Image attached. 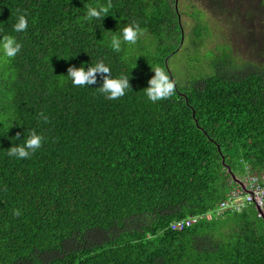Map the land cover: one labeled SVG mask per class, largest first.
I'll return each mask as SVG.
<instances>
[{"label": "trees", "instance_id": "16d2710c", "mask_svg": "<svg viewBox=\"0 0 264 264\" xmlns=\"http://www.w3.org/2000/svg\"><path fill=\"white\" fill-rule=\"evenodd\" d=\"M178 1L111 0L106 17L89 21L85 5L108 0H0V39L22 44L15 58L0 49V264H264L257 207L217 214L240 187L233 173L264 181V61L228 44L202 53L209 24L194 6L188 35ZM17 9L25 32L13 31ZM133 21L146 31L128 44L122 30ZM182 52L177 73L170 62ZM98 60L129 77L120 99L99 92L100 74L82 87L67 75ZM152 67L176 82L174 96L148 100ZM32 129L42 148L10 157Z\"/></svg>", "mask_w": 264, "mask_h": 264}, {"label": "clouds", "instance_id": "9594fccd", "mask_svg": "<svg viewBox=\"0 0 264 264\" xmlns=\"http://www.w3.org/2000/svg\"><path fill=\"white\" fill-rule=\"evenodd\" d=\"M87 8L86 20L103 19L107 16L109 9L112 7L111 0H108L107 5H85ZM27 14L24 11L17 9V22L13 25V31L16 33L25 32L28 28ZM146 29L141 28L138 21H133L125 26L122 30L123 42L128 44H136L138 39L145 34ZM121 39L117 36H112L111 47L113 51H121ZM22 44L12 35H3L0 39V49L8 58H15L20 52ZM154 76L148 81V86L144 88L148 100L152 103L167 100L175 95L176 82L169 77L165 70L160 67H152ZM97 74L103 78V83L99 88V92L104 94L109 100H118L126 94V90L130 87L129 77L119 75L113 77L110 67L103 60H98L87 68L83 65L80 67L71 66L67 69V75L70 77L74 86H91L97 82ZM39 118L43 121H48V116L41 112ZM16 140L20 139V133L16 134ZM44 137L38 134L35 129L28 131L26 139L22 144L13 145L8 149V155L17 159H28L36 151L42 148ZM242 180V179H241ZM243 181V180H242ZM237 211H240L238 208ZM13 216L19 217L22 215L20 209L13 210Z\"/></svg>", "mask_w": 264, "mask_h": 264}, {"label": "rangeland", "instance_id": "374dc122", "mask_svg": "<svg viewBox=\"0 0 264 264\" xmlns=\"http://www.w3.org/2000/svg\"><path fill=\"white\" fill-rule=\"evenodd\" d=\"M184 31L189 35L195 19L194 6L203 14V20L210 28L202 53L214 49L217 45L228 44L234 48L236 56L242 60L264 61V6L258 0H225L231 12H221L222 5L212 9L208 0H179ZM188 42L186 41L185 44ZM263 51L261 52V50ZM183 52L174 57L170 67L179 73L181 61H187ZM263 58V59H261ZM178 79V78H177ZM179 81V80H178Z\"/></svg>", "mask_w": 264, "mask_h": 264}, {"label": "built area", "instance_id": "2783aa9c", "mask_svg": "<svg viewBox=\"0 0 264 264\" xmlns=\"http://www.w3.org/2000/svg\"><path fill=\"white\" fill-rule=\"evenodd\" d=\"M243 180L244 189L238 187L234 189L229 198L226 201L220 203L217 208V214H221L225 211H237L239 208L240 211L244 209L247 205L253 204L256 207L260 208L259 216H264V181L261 180L257 175L248 174ZM215 214V213H214ZM213 216L212 213H208L206 217L211 219ZM202 217H190L185 220L177 221L171 226L176 229H182L184 227H189L195 224Z\"/></svg>", "mask_w": 264, "mask_h": 264}, {"label": "water", "instance_id": "95a60500", "mask_svg": "<svg viewBox=\"0 0 264 264\" xmlns=\"http://www.w3.org/2000/svg\"><path fill=\"white\" fill-rule=\"evenodd\" d=\"M223 161H224V160H223ZM224 163H225V161H224ZM229 172L232 173V169H231L230 167H229ZM232 177L234 178L235 182H236L241 188L244 189V183H243V181L241 180V178L236 177V175H235L234 173L232 174ZM257 210H258L259 212L261 211L259 207H257ZM263 218H264V216H263Z\"/></svg>", "mask_w": 264, "mask_h": 264}]
</instances>
